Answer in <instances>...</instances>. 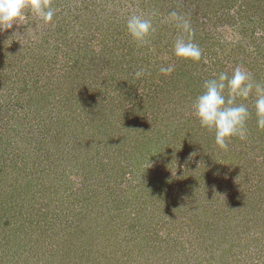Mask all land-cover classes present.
<instances>
[{
    "label": "rangeland",
    "instance_id": "rangeland-1",
    "mask_svg": "<svg viewBox=\"0 0 264 264\" xmlns=\"http://www.w3.org/2000/svg\"><path fill=\"white\" fill-rule=\"evenodd\" d=\"M213 1L52 0L51 23L0 31V264H264L255 95L227 149L192 114L221 72L264 84V0ZM172 11L205 33L200 61L173 54Z\"/></svg>",
    "mask_w": 264,
    "mask_h": 264
},
{
    "label": "clouds",
    "instance_id": "clouds-1",
    "mask_svg": "<svg viewBox=\"0 0 264 264\" xmlns=\"http://www.w3.org/2000/svg\"><path fill=\"white\" fill-rule=\"evenodd\" d=\"M52 0H0V31L12 29L13 25L27 23L29 16L35 21L49 24L56 15ZM154 15V14H153ZM182 33L173 44V54L180 59L198 62L202 50L192 40L193 29L190 21L176 11L168 14ZM40 27V23L34 25ZM126 31L139 45L148 43V37L154 31L152 19L143 12H130L126 18ZM23 35V34H21ZM167 75L174 71V65L160 68ZM139 78L142 72H136ZM203 91L192 103V114L199 120L200 126L214 132V142L221 149H227L232 137L246 139V121L249 109L238 99L246 100L255 95V116L257 127L264 130V84L255 82L249 72L237 66L229 75L221 72L214 78L205 80Z\"/></svg>",
    "mask_w": 264,
    "mask_h": 264
},
{
    "label": "trees",
    "instance_id": "trees-1",
    "mask_svg": "<svg viewBox=\"0 0 264 264\" xmlns=\"http://www.w3.org/2000/svg\"><path fill=\"white\" fill-rule=\"evenodd\" d=\"M224 1H228V0H224ZM216 2H217V5H215L216 4ZM222 0L220 1V2H218V0H214L213 2H211L212 4V6L214 7V8H217L216 6H219V7H221V5H222ZM218 7V8H219ZM202 37V39H201V41H200V43H199V41H198V43H196V44H198L199 45V47H201V44H202V40L205 38V33H203V30H199V29H193V34H192V40H194V41H197V40H199V38H201ZM204 37V38H203ZM191 61V60H190ZM198 78L199 79H201L202 77H200V76H198ZM197 77H196V80L198 79ZM198 79V80H199ZM190 80V79H189ZM196 80H194V81H196ZM185 83L186 84H192V82H190V81H185Z\"/></svg>",
    "mask_w": 264,
    "mask_h": 264
}]
</instances>
